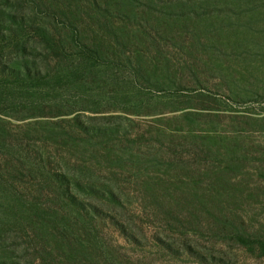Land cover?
I'll return each mask as SVG.
<instances>
[{"label": "rangeland", "instance_id": "rangeland-1", "mask_svg": "<svg viewBox=\"0 0 264 264\" xmlns=\"http://www.w3.org/2000/svg\"><path fill=\"white\" fill-rule=\"evenodd\" d=\"M0 264H264V0H0Z\"/></svg>", "mask_w": 264, "mask_h": 264}, {"label": "trees", "instance_id": "trees-1", "mask_svg": "<svg viewBox=\"0 0 264 264\" xmlns=\"http://www.w3.org/2000/svg\"><path fill=\"white\" fill-rule=\"evenodd\" d=\"M72 28L70 29L69 27H65L66 29H70L73 31V34L76 36H71L73 41H59L56 43L55 39L52 40L51 42V46L55 47L60 53H62L63 56L66 55H73L72 53L74 51H77L76 55H82L85 52H91V54H95L98 60H104L105 58L103 57V54L101 52V50L104 48V43H96L94 41L92 42H88V40H84V39H78L77 36L80 35V28L76 25L71 26ZM102 29H106L107 31L112 32L115 35V31L112 29H109L107 27H102ZM120 29V28H118ZM45 32H48L47 30ZM50 33V32H49ZM68 33V32H67ZM51 34V33H50ZM122 41H125L124 39H122ZM113 48V47H112ZM113 64H115V61H112ZM125 63V64H123ZM119 64L122 67H130V69H136L134 72V78L135 79H147L148 82H152L154 83L156 88H162V91L164 92V94H167L163 97H160V99L162 98L167 104H171L174 102L179 101L181 98H183L184 96H179V91L180 88H183V82L182 79L184 78H180L181 75H178L174 72H172L168 67L164 68V69H159L158 67H154L152 68V64L151 65H147L143 60H141L140 58L137 59V64L136 67L134 66L135 63H133L132 59L129 57L125 58V62L124 60H119ZM126 65V66H124ZM128 65V66H127ZM87 66V65H86ZM26 67V78L29 77L31 75V69L28 66ZM89 67V66H88ZM93 68L96 66H92ZM91 70V69H89ZM192 81V82H196V83H200V75L194 70L191 71L190 73V77L188 78V81ZM187 81V80H186ZM207 96V95H206ZM135 97L144 103L145 100L147 101H154L155 99H148L145 97H142V95L140 94H136ZM199 98V97H203V96H194V95H188L184 98ZM209 97V96H208ZM159 98V97H158Z\"/></svg>", "mask_w": 264, "mask_h": 264}]
</instances>
